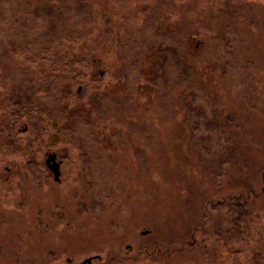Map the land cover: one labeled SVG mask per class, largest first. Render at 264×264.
Wrapping results in <instances>:
<instances>
[{"label": "rangeland", "instance_id": "rangeland-1", "mask_svg": "<svg viewBox=\"0 0 264 264\" xmlns=\"http://www.w3.org/2000/svg\"><path fill=\"white\" fill-rule=\"evenodd\" d=\"M13 1L0 4V264H81L95 255L92 264H238L264 255V10L248 8L264 9V0H69L75 36L90 39L74 54L95 53L73 76L41 74L50 60L36 55L50 43L39 28L21 40L8 20ZM31 1L20 14L37 6ZM232 5L237 17L228 20L220 11ZM33 19L42 20L33 14L27 24ZM155 21L175 32L191 72L164 77L159 63H175L174 51L169 36L153 47L159 38L146 26ZM117 42L147 46L138 81ZM51 76L57 86L70 81L63 93H45ZM183 77L192 83L180 88ZM106 85L95 100L102 115L91 110L90 90ZM131 96L139 112L125 124L108 109L122 110ZM12 101L44 107L12 123ZM79 117L95 118L93 126ZM47 153L63 160L59 183L44 167ZM232 197H248L256 214L246 243L224 232L218 204Z\"/></svg>", "mask_w": 264, "mask_h": 264}, {"label": "trees", "instance_id": "trees-1", "mask_svg": "<svg viewBox=\"0 0 264 264\" xmlns=\"http://www.w3.org/2000/svg\"><path fill=\"white\" fill-rule=\"evenodd\" d=\"M6 1V0H3ZM2 0H0V4L1 2H3ZM7 1H11V0H7ZM26 1H31V0H14V4L15 2H17L18 6L17 7H13L14 10V14L11 15V17L8 20H12L13 21L11 23H15L21 30L20 33L18 34L19 37L21 38L22 41L25 40V36L26 34H32L33 33V29L36 31V28L41 29V31H39L38 33L42 35L43 37V41L44 43H50V44H44L45 48L43 47L40 51L39 54L36 55L38 58L42 59V60H50V64L47 65L46 67L48 68V70L45 72L43 70V68L45 66H41V74L45 75V76H50V75H56V74H68V76H73L74 74H76L74 71V66H86V64L88 65L90 58L92 56H94L95 53H93L94 49L92 47L94 46H87L86 49V53H83L81 51V53H79L78 55L74 54V51L76 49H80L83 48L86 43H90V39H88V37L85 39L87 42L81 44L83 41L81 40L80 37L75 36L74 33V25H75V15L72 14L71 12V6L69 4V0H35L36 2V7L32 8V9H28V8H23L22 9V13L20 14V8L19 6H22V3L26 2ZM32 2V1H31ZM10 6V4H9ZM237 5H232V14L231 11H220V14H222V16L231 18L232 19L234 17H237V12L236 7ZM19 8V9H18ZM251 14H253V10L255 9H260V10H264L263 8H259L258 5L255 4H250L249 7ZM16 13V14H15ZM17 13L20 14V16L17 17ZM33 14H40V18L42 19L40 24L38 22H36L34 19L32 20V23L27 24V20L30 16H32ZM147 15L150 16L149 11H147ZM250 15V14H248ZM90 17L88 15H86L85 17H81L80 21L81 24L83 25H87L89 23ZM182 20V17H180V21ZM229 20V19H228ZM254 19H252V15H250V18L248 21H246V23L250 26L252 25V21ZM188 21V20H186ZM36 23V24H35ZM106 23H108L106 21ZM257 24V23H254ZM147 29H151V32H153V34L155 35L153 37V40H157V38H159V41H156L154 44V48L156 46H161V41L160 39L165 37V36H169V41L167 42L170 46L171 49H173L174 53L171 55L173 58H175V63L171 62L169 60L162 62V64L159 63V66L162 67L163 71H164V77H166L167 74H176L179 72L183 73L182 71L184 70V72L190 71V62H189V58L190 55H185L184 52H182L181 48L179 47V44L176 40V36H175V32L173 31V34L171 32H169V30H163V32H161L160 26L159 24L155 21V22H149L148 25L146 26ZM162 28V27H161ZM27 29V30H26ZM125 32V29L123 30ZM166 31V32H165ZM109 32L106 31L103 33V37L105 36V34H108ZM138 33H141V30L138 31ZM137 35V32H136ZM101 36V35H100ZM33 37H35V34L33 35ZM117 49L119 51H121V59L123 58L124 60H132L131 63L134 66V75L132 77V80H134V78L136 77V81H138L139 76L143 73V69L145 63H144V53H145V49L147 46H140L138 44H132V45H124V49L122 50L123 47H121L120 44H118L117 42ZM197 45V44H196ZM197 47V46H196ZM151 49V48H150ZM161 50V48H160ZM178 53H176V52ZM185 55V56H184ZM168 59V55L167 57H165ZM216 61L218 59H215ZM85 61H87V63H85ZM219 62V61H217ZM213 64V63H212ZM215 65V64H214ZM84 66V67H85ZM217 67H219L218 64H216ZM173 68H176V71L173 70ZM40 70L38 72H40ZM210 71V68H209ZM197 72L194 73V75H196ZM54 78V77H53ZM52 76L50 77V81L48 82V85L46 87L45 86V93L48 95L49 93H51L52 91H56L58 93H63L64 88L66 86V84L70 81H65L64 82V78L62 79V84H58L59 86L55 85L54 82H52L53 80ZM153 78V77H152ZM155 79H161L162 82V78L160 76V74L155 75V77L153 79H148L149 83H151L153 85V87L156 86L155 84ZM180 88L183 82H191L192 83V79H188L187 81L184 79V77L180 80ZM56 83H58L56 81ZM136 83V82H135ZM198 85H200L202 82L201 81H197ZM50 84V86H49ZM56 86L58 88H56ZM169 85L165 84L162 86L163 90L161 92H164L167 87ZM101 87V86H99ZM113 87V86H111ZM108 88V85L104 86L103 88L105 90L100 89L97 91L93 92V87L90 91H92L91 96L90 97V104L92 106L91 110H95L98 114H102L103 112L101 111L102 109H106V107L104 108L99 106L97 108V105L95 104V100L99 99L100 95L105 96L107 94L108 91H110V88ZM201 87V86H200ZM116 87L111 90V93H114ZM182 89H187V88H182ZM181 89L182 92H184ZM209 92V90L207 91ZM134 94H136L134 92ZM183 95V94H182ZM136 96V95H135ZM137 98V96H136ZM137 100L138 99H133V97L131 96L130 98L125 97L124 102L119 105L121 106L122 110L119 109V107H117L116 109L114 108H109V110H113L112 112L118 114V118L119 120H123V123H128L131 116L134 117V114H137L139 112V110L135 111L137 105ZM13 102V107H16L13 110V113H10L11 116H13V122H17L20 119H23L24 117H26L27 119H31V115L32 112H36L38 111V108L40 106L43 105H36L33 103H25L26 101L22 102V101H17ZM44 107V106H43ZM181 108L183 106L179 105L178 108ZM187 107V106H186ZM33 108L35 110H33ZM128 109V110H127ZM151 110V109H150ZM185 114H186V110H184ZM96 113V114H97ZM30 116V117H29ZM100 116V115H99ZM188 117V116H187ZM105 118H107V115L105 116ZM76 119V118H75ZM93 117H91V119L88 118H84V117H79L78 120H82L85 122H89L88 124H86V126H93ZM98 119V118H97ZM191 118H187L185 121H189ZM92 120V121H91ZM141 121H143L141 119ZM192 121V120H190ZM113 121H110L109 117L107 119H105V121L103 122L104 124H108L112 125ZM194 121H192L193 123ZM12 123H10L11 125L7 127V132L9 133H14L15 132V127L14 125L12 126ZM117 123V122H116ZM115 123V124H116ZM125 123V124H126ZM188 122H185L183 125L187 124ZM16 125V124H15ZM193 126L191 127V129L194 127V123L192 124ZM90 129L93 130V133L95 132V128L90 127ZM146 130V129H143ZM26 131V130H25ZM93 133H91V138L92 139H98V137L92 135ZM145 133V132H143ZM96 135V134H95ZM98 135V134H97ZM83 155H86L85 153ZM261 193L257 196L255 195H251L253 200L255 198H258V196H260ZM248 197L245 198H241V197H232V200L230 201H224L221 204H218L219 208H224V214L222 215V220H223V224L225 226L224 228V232L226 233L228 240L231 242H241V243H246L248 242V240L250 239V233L251 231L255 232L256 231V222L257 219L255 217V213L252 211V209H250L249 205H247V200ZM255 214V215H254ZM257 234V233H256ZM259 237V233L257 234ZM252 236V234H251ZM260 240V239H259ZM238 252V251H236ZM238 257V256H236ZM263 259H264V255L261 251H255L252 255V257L249 260H244V261H239L238 264H263Z\"/></svg>", "mask_w": 264, "mask_h": 264}, {"label": "water", "instance_id": "water-1", "mask_svg": "<svg viewBox=\"0 0 264 264\" xmlns=\"http://www.w3.org/2000/svg\"><path fill=\"white\" fill-rule=\"evenodd\" d=\"M80 90H81V87L78 88L77 92L79 93ZM25 130L26 129H24L23 131H25ZM55 158H56V154L55 153H49L45 162L47 164V167L49 168V170L53 174L54 181L57 182V181H59L60 171H59V168H58V164L55 163ZM50 163H52V165ZM147 233H148V231H143V232H141V235H145ZM95 258L96 257H89V258L85 259L83 261V263L84 264H90L92 259H95Z\"/></svg>", "mask_w": 264, "mask_h": 264}, {"label": "flooded vegetation", "instance_id": "flooded-vegetation-1", "mask_svg": "<svg viewBox=\"0 0 264 264\" xmlns=\"http://www.w3.org/2000/svg\"><path fill=\"white\" fill-rule=\"evenodd\" d=\"M99 75L102 77V75H103V72H100L99 73ZM80 92H81V90H80ZM80 92L78 93V94H80ZM24 129H26V128H24ZM24 129H22V132H23V130ZM48 154L49 153H47V155H46V159H47V156H48ZM56 154V153H55ZM46 159L44 160V167L49 171V173H51V171L49 170V168L47 167V164H46ZM55 163H57L58 164V168H59V171H60V176H61V167H62V164H63V160H61L60 158H58V155L56 154V158H55ZM51 165H52V163H50ZM49 164V165H50ZM51 175H52V177H53V174L51 173ZM53 180H54V178H52ZM60 180H61V178L59 177V181H57V183H59L60 182ZM56 182V181H55ZM91 203V202H90ZM89 206H91V204H89ZM147 234H149V231H148V233ZM140 235H141V232H140ZM146 235V234H145ZM132 250V247L130 246V245H125V251L126 252H128V251H131ZM93 257H96L95 259H92V261H91V263L90 264H92V262L94 261V260H99L100 259V256L99 255H95V256H93ZM89 258V257H88ZM87 259V258H86ZM85 260V259H84ZM83 260V261H84ZM65 262L67 263V264H70V263H72V261H71V259H69V258H66L65 259ZM81 264H84L83 262L81 263Z\"/></svg>", "mask_w": 264, "mask_h": 264}]
</instances>
